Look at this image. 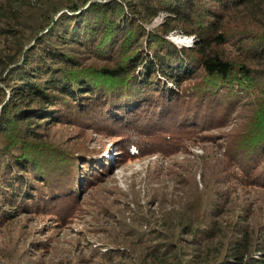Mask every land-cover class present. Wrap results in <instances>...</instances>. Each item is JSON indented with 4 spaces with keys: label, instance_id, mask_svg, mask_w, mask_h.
<instances>
[{
    "label": "trees",
    "instance_id": "trees-1",
    "mask_svg": "<svg viewBox=\"0 0 264 264\" xmlns=\"http://www.w3.org/2000/svg\"><path fill=\"white\" fill-rule=\"evenodd\" d=\"M171 32L198 39L177 49ZM53 125L95 132L121 160L216 145L196 155L200 181L194 166L159 173L177 190L153 188L158 219L119 222L86 264H264V0H0V230L67 220L107 174L106 149Z\"/></svg>",
    "mask_w": 264,
    "mask_h": 264
},
{
    "label": "rangeland",
    "instance_id": "rangeland-1",
    "mask_svg": "<svg viewBox=\"0 0 264 264\" xmlns=\"http://www.w3.org/2000/svg\"><path fill=\"white\" fill-rule=\"evenodd\" d=\"M152 23L153 21L149 25ZM49 132L63 139L68 137L65 142L85 141L88 145L106 149L101 155L110 160L111 165L107 174L95 182L92 188L87 189L84 186L79 190L80 207L71 212L72 215L67 220L55 224L56 221L48 215L33 213L18 216L2 227L0 264L12 259L18 264L17 261L21 260V256L23 258V249L35 240L48 242L46 236L51 239L47 248L31 246L28 251L29 256L23 258L24 262L83 264L84 261L86 264L89 259H93L92 250L97 248L103 251L110 246L113 238L119 237V231L123 230L119 228V222L123 220L129 222V219L133 218L136 224V219L139 220L149 211H154L158 219L159 215L156 212L158 208L155 203L149 205V201L156 195L153 188L163 184L168 187L167 191L170 193L177 190L174 187V176L170 173L163 175L165 178L162 179V183H157L156 177L159 173L163 174L170 166L176 172H180L182 167L194 166L196 179L200 181L201 166L196 155L203 153L204 146H207V155L211 156L216 148L214 144L211 146L193 142L186 143L175 153L166 155L151 153L135 159L121 160V152H115L112 148L113 144L95 132L87 130V134H82L75 127L63 125H53ZM82 190H87V195ZM151 220L150 226L155 227L154 225L159 223ZM145 227H148L147 224L143 225V228Z\"/></svg>",
    "mask_w": 264,
    "mask_h": 264
},
{
    "label": "clouds",
    "instance_id": "clouds-1",
    "mask_svg": "<svg viewBox=\"0 0 264 264\" xmlns=\"http://www.w3.org/2000/svg\"><path fill=\"white\" fill-rule=\"evenodd\" d=\"M106 2V0H104ZM171 14L166 11H160L156 17L153 18L152 25H146V29L149 31L155 30L156 27L165 23ZM166 39L173 44L174 47L180 49L182 47H191L194 45L198 37L195 34L185 35L181 32H171L166 36Z\"/></svg>",
    "mask_w": 264,
    "mask_h": 264
}]
</instances>
